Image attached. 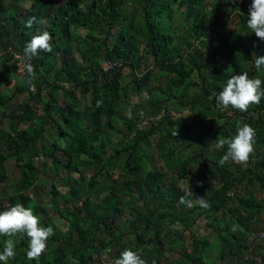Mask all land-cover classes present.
Instances as JSON below:
<instances>
[{"label": "trees", "instance_id": "obj_1", "mask_svg": "<svg viewBox=\"0 0 264 264\" xmlns=\"http://www.w3.org/2000/svg\"><path fill=\"white\" fill-rule=\"evenodd\" d=\"M10 1L14 4L0 0V60L6 72L0 82L16 78L17 83L11 95L0 92V211L17 203L31 208L41 226L54 229L50 245H57L52 257L28 260L29 240L17 234L15 251L21 264H67L64 256L70 252L78 259L75 264H93L97 246L89 244L92 251H82L76 241L83 237L82 232L94 238L100 231L116 234L100 242L102 250L110 249L109 255L119 256L122 247H127V234L128 249L138 252L146 264H159L163 248L171 251L180 244L184 259L177 264H206L204 256L209 249L215 250L220 260L233 257L237 264H264V238L253 229V220L264 211V97L247 112L231 106L222 109L215 102L232 75L247 72L250 78H261L264 88V69L258 72L254 66L256 57L264 56V41L246 26L252 0H247V13L240 11L245 0ZM183 6L186 8L181 10ZM189 7L198 10L199 16L185 21ZM234 14L238 20L232 19ZM196 19H200L199 32L214 36V44L202 41L198 45L193 39L198 31ZM183 26L189 29L178 33ZM43 31L51 34L53 51H42L31 60L34 79L27 74L18 76L19 68H25L20 59L24 47ZM180 41L187 47H181ZM144 57L167 70L165 87L149 88L151 70L147 78L123 82V69L139 68ZM57 61L60 67L53 66ZM62 75L67 76L69 86L60 82ZM195 76L199 79L196 84ZM34 80L37 92L16 105V98L26 93ZM190 86L196 88L193 96H188ZM174 87L182 88L173 95ZM45 88L46 97L42 94ZM145 89L150 94L148 100L143 96ZM57 92L63 95L64 104ZM133 93L138 94V100ZM173 96L188 107L185 109L198 110L197 119L169 114L165 103ZM164 109V117L151 122L149 128H137L141 114L156 116ZM212 109L213 116L209 115ZM125 110L133 117H125V129H116L121 137L115 142L108 121L115 112L122 117ZM238 122L255 129L257 152L246 165L227 162L221 166L219 160L226 148L216 150V140L234 137ZM197 131L204 136L195 134ZM48 132L55 136L46 142ZM133 132L136 134L131 137ZM58 136L64 138V145L57 143ZM102 137L106 142L98 145L95 139ZM201 138L206 155L194 167L196 162L186 159L183 149L191 139ZM157 155L165 157L168 164L152 166L151 159ZM43 157L46 160L40 159ZM10 160L14 162L8 167ZM64 167L73 174L58 180L56 171ZM174 169L178 178L172 174ZM38 186L44 188L41 199L32 194ZM257 186L260 199L254 194ZM241 187L242 195L238 194ZM189 190L194 194L192 207L179 203V197ZM102 193L106 197L89 215L66 203L76 195L84 197L88 208ZM125 194L129 199L122 202ZM195 197H203L209 207L201 208ZM56 215L70 223L67 235L58 228ZM200 218L217 230L216 235L210 241L193 234L189 253L182 230L176 227L179 236L170 237L172 226L181 222L192 230ZM9 238L0 236V251ZM8 264H14L12 259Z\"/></svg>", "mask_w": 264, "mask_h": 264}, {"label": "clouds", "instance_id": "obj_2", "mask_svg": "<svg viewBox=\"0 0 264 264\" xmlns=\"http://www.w3.org/2000/svg\"><path fill=\"white\" fill-rule=\"evenodd\" d=\"M231 2L236 3L237 0H231ZM32 22V20L28 22V27H31ZM246 26L251 32L255 33L256 37L261 41H264V0H252L251 5L249 6ZM51 41V34L48 31H43L41 34L33 36L24 47L23 56L20 59L24 63L25 68L21 66L19 70H24V73L27 74L29 79L35 78V70L30 63L31 60L38 56L42 51L49 53L52 52L53 46ZM16 57H19V55L16 54ZM254 66L258 72L261 71V69H264V56L256 57ZM261 85V78H250L247 72L232 75L227 79L226 85L223 87L222 91L215 96V102L218 106H222V109L231 106L241 112H247L250 106L258 105L261 102V98L264 97V88H262ZM30 89H34L32 82L29 84V90L27 92L29 94L37 92H32ZM143 96L145 100L150 99L147 91L143 93ZM99 103L100 102H98V104ZM167 110L169 111V114L179 117L172 112V110ZM187 111L189 110L187 109ZM165 112L166 109L162 110V112L156 116L152 114H141L140 119L137 121V128L141 130L146 129L150 123L149 120H147L149 116L152 117L153 122L164 117ZM129 115H131L130 112ZM108 125L112 127L111 124L108 123ZM109 131L112 132L113 135L116 133V130H113L112 128H109ZM135 134L136 133L133 132V136H135ZM176 134L177 133L174 135ZM255 135L256 131L253 127L247 123H243L241 126L238 122L237 133L234 137L218 138L214 146L215 149L224 150L226 148L224 155L219 160V164L223 166L227 162H234L239 165H246L249 161L250 154L254 151ZM61 188L63 189L64 187L61 186ZM193 196L194 194L192 190L185 191L184 194L179 197V203L186 205L187 207H192L193 200L191 197ZM105 197L106 193H102L99 197L92 199L88 208H86L84 197L74 195L73 200L71 197H68L70 201L65 202L69 207H78L85 215H89L90 211L95 210V208H92V203L95 202L97 204ZM195 198L201 208L206 209L209 207L208 202L203 197ZM127 199H129V196L125 194L121 201L125 202ZM17 234H24L29 240L28 250L26 252L27 259L38 261L46 252L47 241L52 235H54V229L51 226H41L39 217L33 214L31 208H26L23 204L17 203L8 210L0 211V236L15 237ZM82 234L85 233L82 232ZM263 238L264 230L261 231L260 236V239ZM15 256V241L14 239L9 238L5 241L3 250L0 251V262L8 264V262L11 259H14ZM93 264H146V261L138 252L131 249H125L120 254L119 258L116 259H114L112 255H109L107 250L99 253L97 258L94 257Z\"/></svg>", "mask_w": 264, "mask_h": 264}, {"label": "rangeland", "instance_id": "obj_3", "mask_svg": "<svg viewBox=\"0 0 264 264\" xmlns=\"http://www.w3.org/2000/svg\"><path fill=\"white\" fill-rule=\"evenodd\" d=\"M92 2H96L97 0H91ZM248 1L245 0L243 2V5L242 7L240 8V11L242 12H245L247 10V6H248ZM11 2L10 0H8V3L7 5H10ZM14 4V3H13ZM19 6L21 7V5L19 4ZM207 6V9H210V6L206 5ZM186 7L183 6L181 8L182 9H185ZM247 13V12H245ZM191 16H199L198 15V10L196 11H193L192 8L189 7V13L185 19V21L188 19L190 20ZM235 17V18H234ZM239 18V17H238ZM238 18L236 17V15H232V19H235V20H238ZM43 20V18H42ZM180 20V18L178 20H176L177 22ZM231 20V19H230ZM194 24L197 25V33L193 36V39H195V41L197 42L198 45H202V41H203V44L204 45H208L210 46L211 44H214V36H207L205 33H200L199 32V29L201 27L200 25V19H196L194 21ZM189 28H187V26H183L182 29H179L178 30V33H181L183 31H187ZM83 32H85V30H83ZM205 38V39H204ZM181 42V47L185 48L187 47V43L183 42V41H180ZM179 52L176 50V53ZM1 55V53H0ZM142 65L137 68V69H133V68H130V67H126L123 69V72H122V75H123V82L125 84H131L130 82L132 80H134V78L136 79H140V78H147V72L149 70L152 71V74L149 76L150 77V80H149V88H153V89H157L159 86L161 87H165L166 86V78H167V75H168V72L166 69L164 68H160L158 67L157 65H155L153 59L151 57H144L143 61H142ZM52 64V63H51ZM53 66H56V67H60L61 66V63L60 61H57L53 64ZM6 72L3 71V69L1 68V60H0V80L2 78H4ZM24 73V70L23 71H18L17 75L18 76H22ZM50 78L53 79L54 78V75L53 73L50 75ZM36 80H34V82H32V85L34 86V89L31 90L32 92H35L37 91V86H36ZM60 82L66 86H69L70 83L69 81L67 80V76L66 75H62L61 79H60ZM193 82L198 83L199 82V79L195 76L193 78ZM16 78H13L11 80V82H0V92H4L5 94H8V95H11V93L14 91V87L16 86ZM60 83V84H61ZM183 87V86H182ZM182 87H179L178 89L182 88ZM178 89H176L175 87L173 88V95L174 94H177L178 93ZM195 87L194 86H190V91H188V96L191 95L193 96L195 92ZM145 91H148L145 89ZM157 91H155V94ZM42 94L43 96H47L48 94V89H44L42 91ZM57 97L60 98V103L61 104H64V97L63 95L60 93V92H57ZM150 95V94H149ZM30 94L28 92L26 93H23V94H20L17 98H16V105H19L21 103H24V102H27L28 98H29ZM78 96L80 98H82L81 96V92L78 93ZM132 97L135 98L136 100L139 99V96L138 94H132ZM145 99V98H144ZM166 107L169 109V110H172V112H174L176 115L178 116H187V115H194L195 118L194 120H196L197 118V113H198V110L197 111H192L189 109V111H187V109L185 108H188V107H185L179 100L178 97H171L166 103H165ZM190 108V107H189ZM42 112V107L39 108V113ZM129 112L131 113L130 110H125L124 112V115L121 117V116H118V112H115L114 115L109 119L108 123L111 124V126H113V130L115 128L116 129H125V126H124V123L126 122V118H132L133 115L131 113V115H129ZM215 114V109H212V112L209 114L211 116H213ZM180 118V117H178ZM147 120H149V122L151 123L152 122V117L149 116L147 118ZM206 121L210 122V118H207ZM150 123L148 125H150ZM25 125H23L24 127ZM149 128V126L147 127ZM146 128V129H147ZM195 134H198L200 136H204L202 132L200 131H197V133ZM54 137L55 135L51 134L50 132L47 133V137H46V142H49V140L51 139L50 137ZM121 137V134L116 131L114 137H113V140L115 142H117L119 140V138ZM131 137H133V133L131 134ZM130 137V138H131ZM57 138V143L60 144V145H64L66 143V141L64 140L63 137L61 136H58L56 137ZM95 142L99 143L98 145H102L106 142V139L104 137H102V140L100 139H95ZM188 145H186L183 149V155L186 159L188 160H192V161H195L196 164L194 165V167H197L200 165V162L201 160L204 158V156L206 155L201 149L203 147V144H204V139L201 138L199 140H194V139H191L190 141H188ZM154 145V142L152 143ZM215 148V147H214ZM150 151H152V149L150 148ZM112 152V150H109V153ZM257 150L256 148H254V151L250 154V159H252L251 157H254V153H256ZM196 155H197V160H196ZM255 158H258L259 160H261L262 157L260 156H255ZM42 160H46L44 157L43 158H40ZM14 162L13 160H10L8 161L7 163V166H9V164L11 165V163ZM168 164V160L164 157H159L158 155L155 157V158H152L151 159V165L152 166H156V165H161V166H164ZM190 165V164H189ZM193 165L190 166V168H192ZM178 170L177 169H174L172 174L174 177L178 178L179 175H178ZM56 178L58 180H60L61 177H66L68 178L69 175H72L73 172L68 169V168H63V169H60L58 171H56ZM74 176L76 178H79V175L78 174H74ZM179 180H185V179H182V178H179ZM181 184V183H180ZM3 183H0V187H2ZM257 188V191L254 192L255 196L257 198L260 197L261 193L258 191V186L256 187ZM47 190H49V187H46ZM249 190V189H248ZM250 191V190H249ZM33 195L36 196L37 199H41L43 194H44V188H42L41 186H38L33 192H32ZM238 194H244V187H241L239 188V193ZM250 194V192L248 193V195ZM260 199V198H259ZM236 202L237 201H234L232 203L233 206L236 205ZM97 204L95 202L92 203V208H96ZM55 220L57 222V226L58 228L60 229L61 232H63V235H67L66 232L67 230H69L70 228V223L68 221H66L64 218H62L61 216H55ZM254 224H253V229H255V232L256 231H262L264 230V211L262 213H259L256 217V219L253 220ZM252 222V223H253ZM179 228L180 230H182V239L184 240V244H185V247H187V252H191L192 251V247H191V244H192V239H193V234H195L196 236H198V238H201V239H209L210 241L214 240L215 238V235H216V231L217 230H214L212 227L210 226H207L206 224V221L204 218H200L196 221L195 224L192 225V230L191 229H187L185 227V224L184 223H181V222H177L176 225L172 226V233L173 235H170L171 238H173L174 236H179V234L176 232L175 228ZM193 232V233H192ZM259 234V232L257 233ZM149 234H147L148 236ZM116 234L115 233H107V235L100 231L98 236L97 237H94V238H91L89 235H86L84 234L83 237L80 236V238L76 241L78 247L82 250V251H92L90 250L88 247L89 244H94L97 246L98 248V253H95L94 256L95 258H97L99 256V253L101 252H104V250H102L99 246L100 242L105 238V240H110L111 238L115 237ZM127 238L125 239V243L127 244V247H122V252L125 250V249H128V243H129V240H128V235L126 234ZM254 236V234H253ZM17 240H20L19 237H16ZM252 238V236L250 237ZM12 239H15V237H12ZM166 241V240H165ZM15 242H17L15 240ZM55 247V249L53 248ZM57 245L55 244H52L50 245V239H48L47 241V250L46 252L42 255L43 257H46V256H53V254H57ZM110 250V249H108ZM180 250L183 251V244H180L178 247L174 248L173 250H168L167 248H163V250L161 251V254H162V257L160 259V263L159 264H177V262H179L180 260H183V256L182 254L180 253ZM113 253H116L115 251H111ZM53 253V254H52ZM218 253L213 250V249H209V250H206L205 251V256H204V262L206 264H237L236 261H232L231 259H233V257H230L228 259H225V260H220L218 257H217ZM114 256L115 258H119V256H115V255H112ZM20 256L19 254H17L15 256L14 259H12V263L14 262V264H21L20 262ZM64 260L67 262V264H75V262H77V258L75 255H73L72 252L68 253L67 255L64 256ZM55 260H51V263H53ZM191 264H198L196 262H191Z\"/></svg>", "mask_w": 264, "mask_h": 264}]
</instances>
